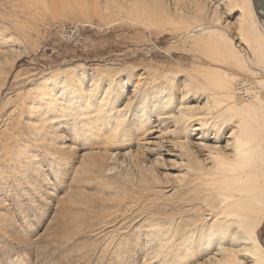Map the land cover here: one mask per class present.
<instances>
[{
  "label": "bare ground",
  "instance_id": "obj_1",
  "mask_svg": "<svg viewBox=\"0 0 264 264\" xmlns=\"http://www.w3.org/2000/svg\"><path fill=\"white\" fill-rule=\"evenodd\" d=\"M254 1L0 0V98L16 66L15 53L25 48V35L32 28L22 19L41 10L76 16L90 25L97 21L101 26L123 23L149 30L172 27L206 60L195 63L194 72L188 70L182 81L173 70L151 69L125 100L124 84L133 83L132 77L123 79L131 76V69L124 67L88 69L76 63L19 82L11 91L16 99L8 94L0 104V170L39 172L49 163L61 175L59 163L70 160L80 137H86V143L96 136L106 142L100 147L105 152L83 156L78 172L95 175L105 190L115 187L121 196L137 186L153 193L154 203L128 208L135 220L131 223L142 224L141 233L137 228L132 234L121 232L146 249L148 260L264 264L258 236L264 224V79H257L258 71L249 67L264 73V16L260 1ZM234 15L249 59L235 49L227 33V18ZM243 75L249 79L243 80ZM193 101L198 104L192 106ZM68 124L82 129L72 145L65 143ZM168 125L171 136L178 134L171 146L186 171L174 187L159 175L163 155L146 139L152 130ZM227 129L230 133L223 137ZM134 137L142 153L127 149ZM141 138L146 144L140 145ZM114 145L124 148L125 159L107 152ZM13 180L18 182L19 175ZM3 188L0 184V191Z\"/></svg>",
  "mask_w": 264,
  "mask_h": 264
},
{
  "label": "rangeland",
  "instance_id": "obj_2",
  "mask_svg": "<svg viewBox=\"0 0 264 264\" xmlns=\"http://www.w3.org/2000/svg\"><path fill=\"white\" fill-rule=\"evenodd\" d=\"M42 11L32 18L22 19L26 23L28 19V23L31 22L28 26L32 28L28 30L30 34L25 35V48L15 53V70L9 75L0 104L8 94H11L12 100L16 99L17 93L11 91L19 82L56 68H71L78 63L88 69L99 66L131 69V76L123 75L124 80L132 77L133 83L130 86L124 84L123 100L132 95L134 84L147 78V72H151V69L165 73L175 71L182 81L189 76L188 70L194 72L195 63H206L200 54L192 52L191 43L183 39L182 33L173 32L172 27L149 30L123 23L101 26L97 21L90 25L76 16L64 18ZM237 18V15L227 18V33L235 49L249 59L248 51L237 35ZM249 67L258 71L257 79H264V73L259 68L252 64L250 66V63ZM242 77L243 80L249 79L246 75ZM197 104L196 101L191 103L192 106ZM81 130V125L74 128L68 124L64 134L68 137L65 143L72 145V140L78 137ZM171 130V125L156 128L146 139L150 147L159 148V153L163 155V161L158 165L159 175L164 183L174 187L179 183L178 176L186 174V171L179 153L172 149L171 145L178 134L171 136ZM224 133L223 137L227 136L230 129ZM85 138L82 135L76 142L70 160L59 163L58 169L63 172L61 175L60 172L55 173L49 163L39 172L22 169L19 174L8 167L0 170L6 176L0 179V184L4 186L0 191V264H160L148 260L146 249L133 242V237L123 238L121 233L130 230L132 234L134 228L141 233L142 224H138L139 221L131 223L135 220L128 208L138 209L146 202L154 203L153 193L137 186L128 195L121 196L115 187L105 190L95 175L79 173L83 156L89 154L94 157L99 151L105 152L100 147H104L106 142L95 136L87 137L88 141L83 143ZM208 138H212L210 133ZM161 142L164 144L161 145ZM143 144L146 143L141 138L140 145ZM127 149L132 153H142L135 137ZM114 151L118 152V158L125 159L124 148L114 145L107 150L110 154ZM139 158H143L142 154ZM18 175L19 181L16 182L13 176ZM58 176L61 178L57 179ZM25 179H28L29 185ZM4 221H7L6 225ZM110 221H113L110 226H102ZM122 222L126 224L122 225ZM129 225H132L131 229L127 228ZM143 226L147 228L148 225ZM258 236L264 247V224ZM121 241L123 246L120 247ZM145 259L146 262H143Z\"/></svg>",
  "mask_w": 264,
  "mask_h": 264
},
{
  "label": "water",
  "instance_id": "obj_3",
  "mask_svg": "<svg viewBox=\"0 0 264 264\" xmlns=\"http://www.w3.org/2000/svg\"><path fill=\"white\" fill-rule=\"evenodd\" d=\"M254 1V0H253ZM260 1V9L262 11V14L264 16V0H259ZM256 3V0L254 1V4Z\"/></svg>",
  "mask_w": 264,
  "mask_h": 264
}]
</instances>
